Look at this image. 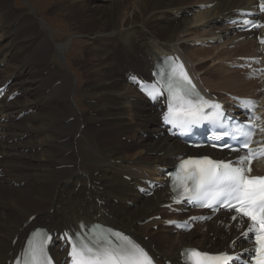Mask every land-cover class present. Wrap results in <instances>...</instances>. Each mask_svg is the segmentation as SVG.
<instances>
[{"label":"bare ground","instance_id":"1","mask_svg":"<svg viewBox=\"0 0 264 264\" xmlns=\"http://www.w3.org/2000/svg\"><path fill=\"white\" fill-rule=\"evenodd\" d=\"M54 1L53 10L60 11L61 17L81 19L72 30L86 39V59L81 58L88 64L84 72L90 69L86 88L75 86L73 76L60 65L53 71V66L46 70L53 54L64 55L66 60L67 49L76 42L69 37L55 40L37 11L27 14L15 8L12 0H0V62L10 63L1 70L0 80L2 84L12 80V91L22 92L13 102L0 104V155L4 156L0 168L6 174L0 180V229L5 236H0V264L19 249L21 239L12 245L15 235L22 238L40 223L61 231L81 220L100 217L128 231L136 228L138 234H151L149 225L139 226L138 222L149 218L153 210L160 212L165 194L141 198L123 175L136 180L141 171L153 172L158 165L168 166L171 157L185 148L167 137L157 141L153 138L159 132L158 115L127 83L125 75L130 71L149 74L151 64L172 49L179 50L189 63L196 61L193 56L206 57L201 53L215 61L232 58L236 51L227 48L215 54L212 49L197 48L192 55L185 41L196 35L193 32L202 25L199 37L211 40L223 36L228 38L225 46L234 44L235 38L229 39L231 27L225 23L235 17L237 9L255 0H100L104 7L113 5L104 9L93 6L98 5L94 0ZM202 4L214 5L202 11ZM193 10L197 13L188 18L186 13ZM98 14L106 15L102 17L105 20ZM108 28L111 30H105ZM253 45L246 39L237 48L244 50ZM192 66L197 75L201 70ZM204 71L209 85L200 76L199 83L213 90L209 78L213 79L214 74L209 68ZM224 77L226 84L235 88L240 85L239 78ZM222 84L217 85L220 90H224ZM76 96L86 101L87 112L74 111L71 102ZM258 96L264 93L260 91ZM30 109L34 113L16 121L19 114ZM71 122L77 123L80 131L68 129ZM122 136L132 139L131 144L122 142ZM22 182V188H15ZM114 198L119 205L111 203ZM130 200L138 207H128ZM16 213L21 215L22 223L14 225L12 217ZM34 214L36 220L23 229ZM173 237L172 243L166 242L170 239L166 237V245L158 253L170 260L182 246L198 242L201 237L208 240L205 233L198 236L194 231Z\"/></svg>","mask_w":264,"mask_h":264},{"label":"snow or ice","instance_id":"2","mask_svg":"<svg viewBox=\"0 0 264 264\" xmlns=\"http://www.w3.org/2000/svg\"><path fill=\"white\" fill-rule=\"evenodd\" d=\"M260 7L264 10V4ZM242 23H251L253 28L264 26L249 20ZM260 42L264 43V39ZM162 79L163 84L158 81L149 94L155 98L163 94L162 88L166 90L168 111L163 117L165 124L188 129L202 120H208L213 125L223 127L226 117L221 105L206 100L195 91V85L183 64L172 62L168 75ZM244 105L252 112L257 106L254 101H245ZM205 109L211 111L206 112ZM250 119L259 117L252 115ZM253 128L254 125L247 127L241 124L232 133H223L230 136L235 144L224 143L220 147L241 152L247 149L235 163L215 161L208 157L183 160L180 171L173 178V190L203 207L218 210L214 208V205H218L247 218L251 223L243 235L255 245L248 259L251 264H264V176H251V164L256 158L250 147L255 135ZM231 219L235 220L236 215ZM249 233L252 235L249 236ZM50 239L51 235L45 230L36 229L25 246L23 264H52L47 252ZM64 239L70 248L72 264H153L152 257L141 246L120 233L96 234L89 230L71 235L65 233ZM186 255L191 258L192 264H230L233 261L228 254L210 256L197 250ZM16 264H21V261L17 260Z\"/></svg>","mask_w":264,"mask_h":264},{"label":"rangeland","instance_id":"3","mask_svg":"<svg viewBox=\"0 0 264 264\" xmlns=\"http://www.w3.org/2000/svg\"><path fill=\"white\" fill-rule=\"evenodd\" d=\"M94 1L98 5H93V6L101 8V9H104V8H107V7L111 8L113 6V5H109V6H105L104 7L103 4H101L103 1H100V0L99 1L98 0H94ZM54 2H55L54 0L52 2H49L48 0H12V5L15 8L26 12L27 14H30V13L33 14V11H37L39 13V15H40L41 20L44 21L45 27L52 32L55 40L61 41V40L65 39V38L69 37V38L72 39V41L76 42V43H74L72 48L70 47V49H67L66 60L64 59V55L63 56L62 55L59 56L57 53L53 54V56L49 58L50 62L46 65V67H47L46 70L50 69L53 66V69H50L51 71H53V70L56 69L57 65H60L63 70L67 71L70 75L73 76V82H74L75 86L79 87V89L86 88V84L90 81L89 80L90 69L87 70L86 72H84L85 71L84 67H85V65H88V64H86L83 61H81V58L86 59V57H85V52H86L85 40L86 39H84V36L76 35L75 32L72 30V27L76 26L74 23L81 22V19L78 16H77V18L73 16L72 18H68L67 20H66V18L64 19V17H61V15H59V14H61L60 11L56 12V11L53 10V8H55V6H56V2L55 3ZM120 2H121V0H120ZM194 9H196V8H194ZM195 11L196 10H193L192 12H195ZM196 13H197V11H196ZM102 14H105V12H103ZM102 14H100V15L98 14L99 15L98 17L102 18V17L106 16V15H102ZM90 16H91V14H90ZM88 19H89V17H88ZM102 20H105V19L102 18ZM134 25H132V26H134ZM89 30L92 33L96 32V31H91L92 29H89ZM105 30H111V29L108 28V29H105ZM101 31H104V30H101ZM201 32H203L202 25H198L197 28H196V31L193 32L196 35H194L191 38L187 39L185 42L188 41V45H189L190 42L193 41V39L195 37H198L199 38L198 40L204 43L205 40H207V39H203L202 37H199V35L197 34V33H201ZM230 38L231 37H229V39ZM227 40H228V38H225V44L223 45V47L226 44H228ZM34 47L32 49H34ZM30 48H31V46H30ZM197 48L198 49H202V48H199V47H196V48L191 47L190 51H192L193 53L189 51L190 54L193 55L194 52H195L194 49H197ZM218 49L219 48H215L214 50L212 49V52H214V54H215V53L218 52V51H216ZM209 50H211V49H209ZM221 51L222 50H220L219 52H221ZM165 54H167V53H165ZM201 54H203V56H206L205 57L206 59L204 57L200 58V57L193 56V59H195L196 61L193 62L192 64L194 66H198L199 70L209 68L212 71V73L214 74L213 75V79L212 78H209V79H210L211 85H212L214 90H216L215 86H217V85L220 86L219 83H221V82L223 83L222 84L223 88L230 89V87L232 85H228V82L226 84V82H223L224 80H222L221 78H223L224 76H225L224 78H226L227 77L226 75L229 74L228 77L230 79H235L237 76H234V75L232 76L231 75V73L235 72V71H232V72L228 71V73L226 74L224 69H220L219 70V68L217 66V64H218L217 62H219V60L218 61H214L212 59V56H208L205 53H201ZM235 55H237V52L234 54V56ZM1 64H6L5 67L1 69V70H3V69H6L8 67V64H10V63H8V62H0V66H1ZM216 67H217V69H216ZM214 68L216 69V71H215ZM1 70H0V77L2 75L1 73H3V71H1ZM51 71L48 74H50ZM204 74H205L204 75L205 77H203V81H205V83L207 85L208 81L206 80V72ZM198 76L201 77L200 74ZM219 76H221V77H219ZM91 79H93V78H91ZM244 80H245V82H243V80L242 81L238 80L240 85L238 86L239 88L238 87L235 88L236 89L235 93H237V94L239 93L240 95L241 94H247V89L253 87V83L252 82H250V84L247 85L246 82H249V81H247L246 79H244ZM208 85H209V83H208ZM226 85H228V86H226ZM218 86H217V90H220V87H218ZM221 90H223V89H221ZM71 104L73 106L74 111H76V112H79V111L87 112L88 111V109L86 107V101L83 98H80L79 96H76L75 101L74 102L72 101ZM114 126H116V124ZM68 129H71L73 131H80L79 125L77 123H75V122H71L70 124H68ZM90 130H96V129L91 127ZM131 140L132 139L127 138V137L121 138V141L126 143V144H131ZM31 212H34V210H31ZM152 212L155 213L154 210ZM152 215H154V214H151L150 216H152ZM12 218H13L12 222L14 223V225L22 223L21 215H18L16 213L15 215H13ZM194 233L197 234L198 236H201L203 234L200 230L194 231ZM167 235L169 236L170 239H169V241H166V242H170L171 239L174 238V237L171 234H167ZM167 235L161 236V239L163 238L162 239L163 241L166 240V237H168ZM0 236H2L3 238L5 237L4 233H3V231L1 229H0ZM164 242H161V245H164ZM166 242H165V244H166ZM170 243H172V242H170Z\"/></svg>","mask_w":264,"mask_h":264}]
</instances>
